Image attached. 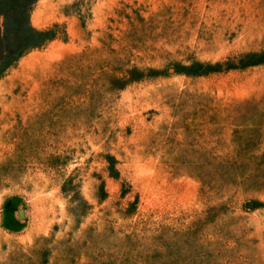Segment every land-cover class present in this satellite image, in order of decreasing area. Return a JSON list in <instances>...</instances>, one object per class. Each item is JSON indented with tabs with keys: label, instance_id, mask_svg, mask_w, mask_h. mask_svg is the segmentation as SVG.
Listing matches in <instances>:
<instances>
[{
	"label": "rangeland",
	"instance_id": "obj_1",
	"mask_svg": "<svg viewBox=\"0 0 264 264\" xmlns=\"http://www.w3.org/2000/svg\"><path fill=\"white\" fill-rule=\"evenodd\" d=\"M0 264H264V0H0Z\"/></svg>",
	"mask_w": 264,
	"mask_h": 264
},
{
	"label": "water",
	"instance_id": "obj_2",
	"mask_svg": "<svg viewBox=\"0 0 264 264\" xmlns=\"http://www.w3.org/2000/svg\"><path fill=\"white\" fill-rule=\"evenodd\" d=\"M19 213H20V217H24V210L21 209V210L19 211Z\"/></svg>",
	"mask_w": 264,
	"mask_h": 264
}]
</instances>
